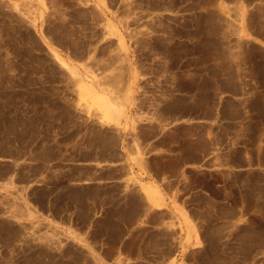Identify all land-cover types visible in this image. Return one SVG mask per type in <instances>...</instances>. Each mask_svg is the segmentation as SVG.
Listing matches in <instances>:
<instances>
[{
	"label": "rangeland",
	"instance_id": "obj_1",
	"mask_svg": "<svg viewBox=\"0 0 264 264\" xmlns=\"http://www.w3.org/2000/svg\"><path fill=\"white\" fill-rule=\"evenodd\" d=\"M259 43L264 0H0V264H264L258 128L250 136L263 143L257 166L186 175L184 200L202 243L187 214L173 243L169 229H151L117 247L121 232L107 223L87 240L18 202V158L32 143L36 153L45 139L55 152L63 142L73 150L77 136L93 138L101 126L136 133L150 111L200 115L236 88L227 79L234 72L263 81L248 89L260 92L250 106L264 113ZM192 128H180L183 148L205 149L206 125ZM184 231L186 243L194 232L200 245H180Z\"/></svg>",
	"mask_w": 264,
	"mask_h": 264
},
{
	"label": "crops",
	"instance_id": "obj_2",
	"mask_svg": "<svg viewBox=\"0 0 264 264\" xmlns=\"http://www.w3.org/2000/svg\"><path fill=\"white\" fill-rule=\"evenodd\" d=\"M234 67L236 72L240 70ZM227 79L236 88L207 102L200 115L166 116L161 111H150L136 133L115 125L101 126L93 138L77 136L73 150L70 143L65 146L63 142V148L57 145L55 152L53 140L45 139L41 142L44 153H36L32 143L30 154L18 158V202H26L32 215L55 220L61 229L87 240L101 223H107L106 230L121 232L117 247L125 246L132 238H144V232L151 229H169L173 243L187 214L202 243L200 220L184 200L186 175L193 169L211 172L253 168L257 166L255 153L262 150L263 144L261 140L251 142L255 128L264 134V113L250 106L260 92L248 89L252 82L263 81L249 80L235 72ZM198 124L206 125L207 146L185 150L180 128ZM196 136L198 131L192 128L191 137ZM23 165L29 175L25 181L20 179L19 167ZM84 215L89 216L86 224L82 221ZM102 239L104 246L111 244L106 235ZM185 241L186 231L180 245H200L194 232L191 242Z\"/></svg>",
	"mask_w": 264,
	"mask_h": 264
},
{
	"label": "bare ground",
	"instance_id": "obj_3",
	"mask_svg": "<svg viewBox=\"0 0 264 264\" xmlns=\"http://www.w3.org/2000/svg\"><path fill=\"white\" fill-rule=\"evenodd\" d=\"M56 56L58 57V59L61 61V63H63L64 65H66L67 63H65V61L61 58V57H59V55L58 54H56Z\"/></svg>",
	"mask_w": 264,
	"mask_h": 264
}]
</instances>
